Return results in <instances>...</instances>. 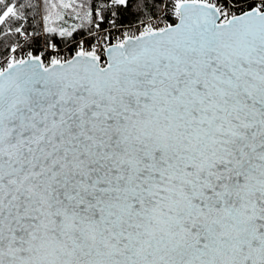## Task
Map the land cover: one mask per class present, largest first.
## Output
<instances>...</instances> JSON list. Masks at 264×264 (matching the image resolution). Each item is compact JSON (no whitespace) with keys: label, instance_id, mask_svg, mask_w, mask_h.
Listing matches in <instances>:
<instances>
[{"label":"snow or ice","instance_id":"6c2138e0","mask_svg":"<svg viewBox=\"0 0 264 264\" xmlns=\"http://www.w3.org/2000/svg\"><path fill=\"white\" fill-rule=\"evenodd\" d=\"M0 264H264V0H0Z\"/></svg>","mask_w":264,"mask_h":264}]
</instances>
